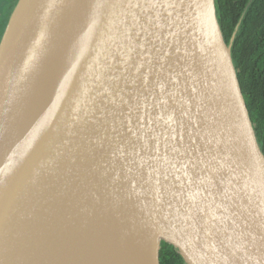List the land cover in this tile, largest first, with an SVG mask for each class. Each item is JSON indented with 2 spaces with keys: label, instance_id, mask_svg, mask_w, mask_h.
Returning a JSON list of instances; mask_svg holds the SVG:
<instances>
[{
  "label": "water",
  "instance_id": "95a60500",
  "mask_svg": "<svg viewBox=\"0 0 264 264\" xmlns=\"http://www.w3.org/2000/svg\"><path fill=\"white\" fill-rule=\"evenodd\" d=\"M244 14L228 42L216 0H15L0 264H161L163 241L187 264H264V151L233 57Z\"/></svg>",
  "mask_w": 264,
  "mask_h": 264
},
{
  "label": "trees",
  "instance_id": "16d2710c",
  "mask_svg": "<svg viewBox=\"0 0 264 264\" xmlns=\"http://www.w3.org/2000/svg\"><path fill=\"white\" fill-rule=\"evenodd\" d=\"M249 1L216 0V3L224 36L228 42L245 12L234 42L233 57L251 119L264 151V0H253L246 8ZM14 2L15 0L13 4ZM6 24L7 22L4 29ZM160 262L183 264L184 261L172 244L163 241Z\"/></svg>",
  "mask_w": 264,
  "mask_h": 264
},
{
  "label": "rangeland",
  "instance_id": "374dc122",
  "mask_svg": "<svg viewBox=\"0 0 264 264\" xmlns=\"http://www.w3.org/2000/svg\"><path fill=\"white\" fill-rule=\"evenodd\" d=\"M10 4V2L9 3H6V5H9ZM6 8H7V6H6ZM5 8V10H4V12H3V17L0 19V36L2 37V34L4 33V24L7 22L6 21V16L5 15H8L9 16V14H8V12H9V9H6ZM10 13V12H9ZM6 21V22H5ZM6 27V26H5ZM1 37H0V40H1Z\"/></svg>",
  "mask_w": 264,
  "mask_h": 264
},
{
  "label": "flooded vegetation",
  "instance_id": "af4514ba",
  "mask_svg": "<svg viewBox=\"0 0 264 264\" xmlns=\"http://www.w3.org/2000/svg\"><path fill=\"white\" fill-rule=\"evenodd\" d=\"M12 4H13V0H10V4L9 5H7V8L6 9H9V12L11 11V9H12ZM9 12H8V14H9ZM244 14V13H243ZM245 15V14H244ZM6 16V21H7V19H8V15H5ZM243 16V15H242ZM5 21V22H6ZM1 37V36H0ZM181 255V254H180ZM182 256V255H181ZM182 258H183V264H187V262H186V260L184 259V257L182 256Z\"/></svg>",
  "mask_w": 264,
  "mask_h": 264
}]
</instances>
